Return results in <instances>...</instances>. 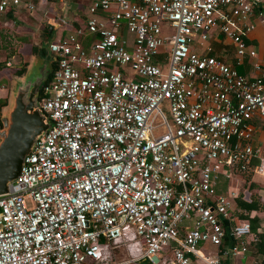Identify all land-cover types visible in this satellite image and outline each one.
Returning a JSON list of instances; mask_svg holds the SVG:
<instances>
[{"label": "built area", "instance_id": "obj_1", "mask_svg": "<svg viewBox=\"0 0 264 264\" xmlns=\"http://www.w3.org/2000/svg\"><path fill=\"white\" fill-rule=\"evenodd\" d=\"M20 6L34 8L0 0V13ZM85 13L66 33L69 23L54 25L38 94L50 127L0 194V264L243 258L264 230L234 221L237 191L214 187L219 176L264 175L254 137L264 131V57L245 40L264 24V0H87ZM213 28L234 63L207 54ZM244 58L249 76L236 68ZM158 116L164 132L154 135ZM121 244L127 256L115 260Z\"/></svg>", "mask_w": 264, "mask_h": 264}, {"label": "crops", "instance_id": "obj_2", "mask_svg": "<svg viewBox=\"0 0 264 264\" xmlns=\"http://www.w3.org/2000/svg\"><path fill=\"white\" fill-rule=\"evenodd\" d=\"M21 1L23 3L24 2L32 3L34 5L33 10L29 11L28 9L20 6L17 9L1 12L0 13L1 18L2 19H12L13 21H15L14 17L16 16V14L23 11L27 16H29L26 19L29 21H32L31 22L32 24L30 23L31 26H34L33 25L34 21L32 19L33 17H31L32 15H34L35 17L39 16L42 19H43V17H45L46 23L44 26H46L47 24H50V23H53L52 25L54 26L58 20H64L67 23H69L65 26V30L63 32V33H66L65 32L66 30H70L74 25L82 23V19L86 15L85 9H86V5H87V0H21ZM55 9H56V11H55ZM60 11H62V13H60ZM51 12H53V15L49 16V14ZM39 22H41L40 24L44 23L42 21H39ZM38 25H39V23L36 26H38ZM47 28L50 29V31H52L51 26H49ZM257 29L261 30L263 32V36H264V24H261L258 21L255 22V27L249 34L255 33L256 31H258ZM43 32H44V30H42V32L40 34H43ZM245 40H246V43L248 45L252 46L257 51L258 57H264V44L263 43L258 42L256 40V38L253 36L248 37V35H247V38ZM32 43L36 44L38 46V49L41 50L38 43H34V42H32ZM21 44H25V43H21ZM206 44L208 46H210V49L207 51V54L217 56V57L225 60L226 62L234 63V54L232 51V45L223 36L221 39H219L215 35H210ZM36 53L40 54L39 51L35 52V53H31V55H30L31 59L30 60L35 58ZM7 63H8V61L6 62L7 67L10 68L13 66V65L11 66V64H9V63L7 64ZM28 63H26V66ZM26 66H25V69H26ZM16 67H14V68H16ZM236 68L239 72H241L247 76L251 75L250 61L246 58H244L243 63L241 65L236 66ZM125 70H127V69H125ZM11 73L5 74L4 71H3V73H1L2 75L0 76V98H2V99H7V100L9 99L11 86L8 83L10 82V80H12V82H13L14 76H18L16 74H14L13 71ZM127 73L130 74L128 72V70H127ZM47 79H48V77L46 78V80ZM6 107H7V104L5 107H3L0 110V113ZM256 133L259 134V137L256 140L260 141V142H264V131L260 130V131H257ZM248 175L250 176V179H251V177L253 179L254 175H258L259 177L264 178V175H259V174L253 173V172L248 173ZM220 177H223L224 181L227 184H226L225 189L219 190L218 192L215 190L216 193H224L225 194L228 191L233 190V189L237 191V196L233 200V206H232V210H231V215H232L233 220L237 221L239 219H247V220L249 219L252 227L259 229V230L260 229L264 230V221L262 219V217H264V212H263L264 208L260 210L259 206H258V208H256V209L254 208V209L247 210L245 208H241L237 203L239 200L245 201V202H248L249 200H251V198H250L251 195H249V196L243 195L241 197L238 194L239 193V189H238L239 187L234 183L235 182L238 183L239 180L241 179V178H239L240 173H233L228 177L219 176L217 181H219ZM217 181H216V183H217ZM263 182H264V179H263ZM216 183H215V186H216ZM259 191L262 192V190H259ZM243 194H245V193L243 192ZM260 194L261 195H259L260 196L259 200L264 205V195H262V193H260ZM256 199H258V198H256ZM240 213L244 214L246 216V218H240V216H239ZM234 214L236 216H234ZM230 243H231L230 237L226 235V238L224 239L222 245L227 246ZM206 252L213 254L215 252V249L211 250V248L209 246H207ZM259 259H260V255L258 254V252H256L254 250V247L247 245V250H246L243 258L235 259L232 261L229 257H223L222 261L226 262V263L232 262L233 264H257ZM194 264H196V263L194 262Z\"/></svg>", "mask_w": 264, "mask_h": 264}, {"label": "water", "instance_id": "obj_3", "mask_svg": "<svg viewBox=\"0 0 264 264\" xmlns=\"http://www.w3.org/2000/svg\"><path fill=\"white\" fill-rule=\"evenodd\" d=\"M45 53H50L48 43ZM55 57L37 65L30 60L25 71L14 76L7 107L0 113V194L9 189L17 177L24 156L36 140L50 127L47 116L39 109L38 94L41 84L52 70Z\"/></svg>", "mask_w": 264, "mask_h": 264}, {"label": "rangeland", "instance_id": "obj_4", "mask_svg": "<svg viewBox=\"0 0 264 264\" xmlns=\"http://www.w3.org/2000/svg\"><path fill=\"white\" fill-rule=\"evenodd\" d=\"M55 11H56V9H55ZM60 13H62V11H60ZM50 15H53V12H51L49 14V16ZM28 17L29 16H27L23 11L16 14V16L14 17L15 21H13L12 19H2L0 16V61L6 60L7 57L8 58L10 57V59L8 60V63L11 64V66L12 65H20L24 61H26L27 63L30 61V59H31V57H30L31 53H30V48H29L30 45L29 44H21V42H18L17 36L25 35L32 42L38 43V45L40 47L43 46L44 49H45V45L47 44L49 39L51 40L53 37L57 36L58 30L54 29L48 34L46 39L41 41L40 40L41 38H39V37L41 36L40 33L42 32V28L46 23L45 22L46 18L43 17V19H42L39 16L35 17L34 15H32L31 17H33L32 19L34 21V24H33L34 26H31L30 23L32 21L27 20L26 18H28ZM39 21H42L44 23L40 24L41 22H39ZM38 23H39V25L36 26ZM258 31H256L255 33L248 34V37L253 36L256 38V40L258 42H261L264 44L263 32L261 30H258ZM210 35H215L219 39L222 38L221 34H219L214 28L211 30ZM50 57H51V53H48V52H46L45 54L36 53L35 58L32 59L33 64L31 66L37 70V68H38L37 65L42 64L43 62H48ZM3 71L5 74L11 73L10 70H7L6 68H4V69L2 68L1 72H0V76L2 75L1 73H3ZM8 84H10V86H12V80H10V82ZM2 100L3 99L0 98V101H2ZM7 102H8V100H7ZM160 109H161L162 113L164 114L165 118L172 125L166 101H164L160 104ZM153 125H154V128L152 130V133L154 135H160L164 132V125H163L162 118L160 116L156 117L153 120ZM253 177H254L253 179H252V177L250 179V176L248 175V173H240L239 178H241V179L239 180L238 183L235 182L234 184H236L239 187L238 188L239 189L238 194L241 197L243 195H246V196L251 195L250 196L251 199L256 198L257 193H260L258 191L257 185H258V187L259 186L264 187V182H263L264 178L263 177L261 178L258 175H254ZM226 184L227 183L224 181V178L220 177L219 181H217V183H216L215 190L218 192L219 190L225 189ZM248 185H251V186H248ZM252 185H254V186H252ZM243 192L245 194H243ZM25 201L29 205V199L26 198ZM234 216H236V215L234 214ZM262 219L264 221V217H262ZM206 247L207 246L205 243H199L197 245V248L204 251V252H206ZM112 248H114V247H111L109 249L111 252H112ZM210 248H211V250L214 249L211 246H210ZM113 251L115 254V256H114L115 260L123 259V258H126V256H127V249H126L124 244L118 245L117 249L114 248ZM161 256L164 257L163 259L165 261H169L172 259V256L170 253H166L164 255L161 254ZM131 264H140V263L137 262V263H131Z\"/></svg>", "mask_w": 264, "mask_h": 264}, {"label": "trees", "instance_id": "obj_5", "mask_svg": "<svg viewBox=\"0 0 264 264\" xmlns=\"http://www.w3.org/2000/svg\"><path fill=\"white\" fill-rule=\"evenodd\" d=\"M49 26H51L52 28V30L54 29V26L50 23V24H47L46 26H44L43 27V29L42 30H44V32H45V37H47L48 36V34H47V30H48V28L47 27H49ZM17 40H18V42H21V43H25V44H29L30 46H29V48H30V52L31 53H35V52H38L39 51V53L40 54H45V51H44V49H41V50H39L38 49V46L36 45V44H33L32 42H31V40L27 37V36H25V35H23V36H17ZM10 59V57L8 58L7 57V59L6 60H3V61H0V71H1V69L3 68H6L7 70H10L11 72L13 71L14 72V74H16V75H20V74H22L23 72H24V70H25V66H26V61H24V62H22L20 65H13V67H7L6 66V62L8 61ZM54 65V63H52V66ZM17 66V67H16ZM14 67H16V68H14ZM50 74V73H49ZM49 76V75H48ZM39 96V95H38ZM6 104H7V99H3L2 101H0V110L3 108V107H5L6 106ZM254 137L256 138V139H258V137H259V134L258 133H255L254 134ZM253 163H255V161L253 162ZM249 186H251V185H249ZM252 186H254V185H252ZM257 188H258V191L259 190H262V192H260V193H263L264 192V187H258V185H257ZM260 193H258L256 196V198H258V199H256V198H253V199H251V200H249L248 202H245V201H241V200H239L237 203H238V205L241 207V208H245V209H247V210H250V209H256V208H258V206H259V209L261 210V209H263L264 208V205L260 202V200H259V195H261ZM262 195H264V193L262 194ZM256 201H255V200ZM259 200V201H258ZM239 216H240V218H246V216L244 215V214H242V213H240L239 214ZM255 229L256 228H254V227H252V231H255ZM256 233H257V237H256V240L255 241H253V242H250L249 244H248V246H252V247H254V250L256 251V252H258V254L260 255V259H259V261L257 262V264H264V234L263 233H261V232H257L256 231ZM144 263V261L143 262H140V264H143ZM190 264H194V261L192 260L191 261V263Z\"/></svg>", "mask_w": 264, "mask_h": 264}, {"label": "flooded vegetation", "instance_id": "obj_6", "mask_svg": "<svg viewBox=\"0 0 264 264\" xmlns=\"http://www.w3.org/2000/svg\"><path fill=\"white\" fill-rule=\"evenodd\" d=\"M46 32H47V34H49L51 31H50V29H48ZM39 38H41L40 39L41 41H43L44 39H46L45 32H43V34H41V36Z\"/></svg>", "mask_w": 264, "mask_h": 264}]
</instances>
